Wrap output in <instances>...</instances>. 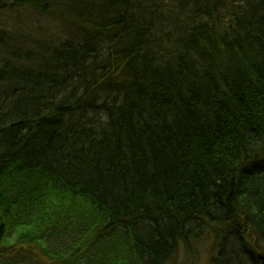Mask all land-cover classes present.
Instances as JSON below:
<instances>
[{"label": "trees", "instance_id": "1", "mask_svg": "<svg viewBox=\"0 0 264 264\" xmlns=\"http://www.w3.org/2000/svg\"><path fill=\"white\" fill-rule=\"evenodd\" d=\"M18 10L76 24L0 25V264H264V0Z\"/></svg>", "mask_w": 264, "mask_h": 264}, {"label": "rangeland", "instance_id": "2", "mask_svg": "<svg viewBox=\"0 0 264 264\" xmlns=\"http://www.w3.org/2000/svg\"><path fill=\"white\" fill-rule=\"evenodd\" d=\"M20 15L24 19H29L31 21L37 20L36 17L33 16V13L28 11V10H18L16 12H8L4 11L1 13L0 17V25L3 27L7 35L9 36H15L17 39L21 40L22 42L26 43L29 45L30 40H41L44 41L47 44H50L52 40H49V35L52 34L56 29L58 30V24H60L64 29L68 27L67 30L68 32L70 31L72 33V30L70 27L72 24H76L75 22H67L64 20H60V16L54 15L53 19V25H49V23L41 22L44 26L39 27L37 25H34V27L31 29L28 27L26 23H21V22H12V20L9 18L11 15ZM8 24V25H7ZM4 42L7 43V39H4ZM39 264H46L43 263L42 261L38 260Z\"/></svg>", "mask_w": 264, "mask_h": 264}]
</instances>
